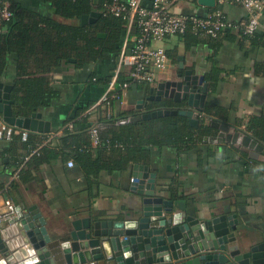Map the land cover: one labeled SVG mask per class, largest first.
Instances as JSON below:
<instances>
[{
    "label": "crops",
    "instance_id": "obj_1",
    "mask_svg": "<svg viewBox=\"0 0 264 264\" xmlns=\"http://www.w3.org/2000/svg\"><path fill=\"white\" fill-rule=\"evenodd\" d=\"M15 1L24 10L52 17L58 23L79 24L78 21L55 15L48 0ZM141 1L144 7L150 8L154 0ZM217 9L234 22L248 19L247 11L241 6L218 2ZM176 11L204 17L211 9L199 5L198 0H186L176 7ZM46 37L48 39L45 31L44 36L30 37L28 46L36 44L31 54L22 52L20 47L18 53H11L7 57L3 55L0 63L3 68L6 62L7 67L2 69L0 83L15 88L14 81L19 77L20 63L26 65V69H22L26 70V78L29 79L35 73L38 75L43 65L40 58L41 43ZM158 46L164 47L172 55L170 68L160 72L158 83L174 78L178 59L183 56L186 67L205 76L209 84L206 101L208 122L219 120L241 129L255 130L252 124L256 119L264 118V10L260 29L254 37L248 38L236 31H227L220 42H209L205 37L187 41L182 37H171ZM124 47L118 56L109 55L106 59L81 68L74 61L66 60L47 73L50 85L59 97L50 107L38 113L42 114L44 121L50 122L51 132L50 135L28 132L40 141L51 137V144L44 153L45 161L38 165L37 157L32 158L25 164L19 178L15 173L27 149L20 138L22 130L4 122L0 117V128L5 125L15 129L11 139H0V202L9 197L16 206L20 203L36 205L53 230L72 228L74 222L90 217L93 220L120 219L122 215L127 216L135 211L139 198L130 189L132 165L135 163L129 164L124 171H111L108 168L96 174H88L93 167H84L85 163L75 160V166L69 168L67 163L71 156H66L68 159L60 156L56 148L59 143L57 140L63 136L60 131L67 123L78 116L79 110L98 102L103 95L104 86L93 81L92 77L102 79L113 76L121 54L124 50L130 51V45ZM154 85H145L142 89L136 88V85L131 86L124 95V104L114 107L118 121L146 112L148 108L142 112L137 109L138 102L147 95L151 96L150 89L156 88L158 84ZM155 90L158 91L157 88ZM155 90L156 97L158 95ZM88 124L86 134L80 135V143L83 141L86 144L90 139V128L95 122L90 119ZM101 129L104 131L107 128ZM201 139L198 137L196 142L186 148L154 149L151 161L139 164L150 166V172L158 176V188L166 192V199L182 201L189 215L199 218H204V214L209 217L215 214L235 215L240 223L237 237L243 251H250L252 246L260 248L259 245L264 244V162L251 160L247 154L230 144L218 147ZM92 155L96 159L99 152L93 151ZM101 157L103 165L112 166L121 160L113 153H102ZM3 227L0 225V229ZM1 257L0 254V260Z\"/></svg>",
    "mask_w": 264,
    "mask_h": 264
},
{
    "label": "water",
    "instance_id": "obj_2",
    "mask_svg": "<svg viewBox=\"0 0 264 264\" xmlns=\"http://www.w3.org/2000/svg\"><path fill=\"white\" fill-rule=\"evenodd\" d=\"M198 4L216 9L218 0H198ZM102 17L98 11L85 15L81 26L94 24ZM177 80L161 81L157 97L138 102V110H145L154 101L172 100L183 108L144 112L115 124L103 123L100 128L137 123L151 119L182 116L190 127L199 130L201 118L207 115L209 84L205 76L194 73L178 59ZM199 86L203 87L200 88ZM14 86L0 83V117L21 130L51 132L50 122L35 111L31 116L16 115L12 100ZM142 112V111H141ZM213 123L221 129L218 139L211 143L231 144L247 154L251 160L264 162L263 141L251 135V129ZM131 191L139 198L135 211L122 218L73 223L72 228L53 230L36 205L20 203L17 215L0 229V264H264V244L244 252L237 232L239 220L235 215L215 214L204 218L189 215L182 201L166 199L157 186V174L150 166L132 165ZM128 217V218H127Z\"/></svg>",
    "mask_w": 264,
    "mask_h": 264
},
{
    "label": "trees",
    "instance_id": "obj_3",
    "mask_svg": "<svg viewBox=\"0 0 264 264\" xmlns=\"http://www.w3.org/2000/svg\"><path fill=\"white\" fill-rule=\"evenodd\" d=\"M9 1L11 2V10L14 16L11 21L0 24V62L4 54L7 57L11 53H18L20 47L21 51L26 54L33 53L36 44L28 46L30 37L44 36V31L45 36L48 35V39L46 37L41 43L42 53L40 58L43 65L38 75L33 73L34 75H31L32 77L30 76L28 79L26 78L28 77L26 70H22L23 68L26 69V65H23V63L18 65L19 77L14 81L15 88L12 92V100L15 102L14 112L18 116H31L35 111L38 112L41 109L50 107L53 101L59 97L58 93L50 85L47 73L57 68L60 62L66 60L74 61V64L79 68L85 67L106 59L109 55L118 56L126 41L127 21L122 18L105 15L93 25L81 26L82 17L90 15L95 10V3H98L97 7H100L107 0H48L54 8L55 15L66 20L78 21L79 24L77 26L58 23L52 17L47 18L29 10H24L15 0ZM217 10V8L211 9V11ZM40 25L44 27L40 28ZM223 34L218 39L209 37H205V39L209 42H220ZM201 37L204 36L189 31L182 38L187 41L191 38L197 40V38L200 39ZM27 49L32 50L27 52ZM167 54L171 61L172 55H169L170 53L168 52ZM6 64L5 62V66L3 65L2 68L0 63V75L2 74V69H6ZM112 77L108 76L99 79L93 76L92 80L104 86V93ZM127 80L126 75L120 74L118 84H122ZM134 85L139 89L146 87V84L142 83H135L131 86ZM92 105L83 107V109L79 110L78 116L71 119V121H74V128L66 130L63 136L57 140L59 143L56 146L57 150L60 151V156H65V158H67L66 156H71L69 161L74 160L75 162L77 160L80 163H85L84 167H93V171H88V174H96L102 169L108 168L111 171L112 169L124 171L131 163L150 162L154 149H163L165 147L186 148L196 142L198 137L202 138L201 129H193L185 117L178 115L112 126L104 131L100 129L102 144L98 148H91V139L86 144L83 141L80 143L79 140H81L80 135H85L87 129H89V120L80 117ZM158 105L160 106L159 103H152L151 108H158ZM117 121L118 119L114 115L110 121H104L101 118L99 125L101 123L115 124ZM252 125L254 129L262 127L258 131L264 132V118L256 119ZM197 135L198 137H196ZM36 140L33 134L29 135V140L25 142L27 149L24 157L30 155L38 144L43 143L42 140ZM108 142L111 144H122L124 149L109 148L111 146H109ZM50 144L48 143L46 148L40 149L30 160L37 157L36 163L38 165L42 164L45 161L44 153L48 151ZM93 151L99 152V156L96 159L92 155ZM102 153L116 154L121 160L119 163L117 160L112 166L103 165ZM20 164H22V161L19 162V166Z\"/></svg>",
    "mask_w": 264,
    "mask_h": 264
},
{
    "label": "built area",
    "instance_id": "obj_4",
    "mask_svg": "<svg viewBox=\"0 0 264 264\" xmlns=\"http://www.w3.org/2000/svg\"><path fill=\"white\" fill-rule=\"evenodd\" d=\"M186 0H154L150 8L142 5L141 0H107L96 11L102 16L112 15L127 21L126 41L124 48L130 51L121 54L118 68L113 75L107 89L98 102L94 103L81 116L93 120L95 124L90 128L91 148H98L102 144L100 135V119L110 121L114 116V106L124 104V95L132 84L142 83L154 85L159 82L160 72L168 71L170 59L164 47L158 46L169 37H183L189 31L211 39H218L227 31H236L246 37H253L261 26V14L264 10V0H218L220 3L241 6L248 13V19L234 22L220 10L210 11L206 16L180 14L176 7ZM13 12L9 0H0V24L12 20ZM120 74H125L127 81L118 84ZM96 80V79H94ZM74 128V121L69 122L60 133ZM15 129L3 126L0 128V139L14 136ZM21 139L29 140L30 132L22 130ZM49 136V135H48ZM47 137L43 143L30 155L22 158L15 175L20 177L25 164L35 156L40 149L50 143ZM109 148L124 149L122 144H111ZM113 145V146H112ZM69 168L75 166L74 160L67 163ZM17 215V206L9 197L0 202V225H7Z\"/></svg>",
    "mask_w": 264,
    "mask_h": 264
},
{
    "label": "flooded vegetation",
    "instance_id": "obj_5",
    "mask_svg": "<svg viewBox=\"0 0 264 264\" xmlns=\"http://www.w3.org/2000/svg\"><path fill=\"white\" fill-rule=\"evenodd\" d=\"M178 66V65H177ZM177 70H178V67H177ZM176 70V71H177ZM203 76V75H202ZM177 73H175V75H174V78L172 79V80H177ZM171 80V79H170ZM205 82H206V77H205ZM155 86V85H154ZM200 88H203V87H201V86H199ZM156 91V93L158 92L157 90H155ZM150 92V91H149ZM146 97H148V95L146 96ZM145 97V98H146ZM157 97V96H156ZM151 103H159L160 104V106L158 107V108H151L149 105H148V112H154V111H158V110H162V109H172V110H174V109H176V107H181V108H183L185 105L183 104V102L179 105V104H176V103H174V102H172V100H170V99H168V100H165V99H163L162 101H160V102H158V101H154V102H151ZM170 104H172V105H170ZM154 107H156V106H154ZM217 121H210V122H208V120H207V118H204V117H202L201 118V127H200V129L202 130V140H204L205 142H207V143H209V144H211V145H215V146H218V147H220V146H224V145H229V144H226V140H224L222 143H211L209 140L211 139V138H216V139H218V136H219V134L221 133V129L219 128H216L215 126H213V123H216ZM218 124H220L219 126H221V125H225V126H231V124H228V123H225V122H221V121H219L218 120V122H217ZM234 126V125H233ZM221 127H223V126H221ZM251 135H253V137H255V138H257L258 140H260V141H263V138H264V132L262 133L261 131H258V129H255L254 131H251ZM262 133V134H261ZM50 135V134H49ZM231 145V144H230ZM137 164H139V163H137ZM136 165V164H135ZM145 165V164H144ZM172 196L174 195V194H171ZM171 195L169 196V197H171ZM174 197V196H173ZM169 199H171V198H169Z\"/></svg>",
    "mask_w": 264,
    "mask_h": 264
},
{
    "label": "clouds",
    "instance_id": "obj_6",
    "mask_svg": "<svg viewBox=\"0 0 264 264\" xmlns=\"http://www.w3.org/2000/svg\"><path fill=\"white\" fill-rule=\"evenodd\" d=\"M96 11V10H95Z\"/></svg>",
    "mask_w": 264,
    "mask_h": 264
}]
</instances>
